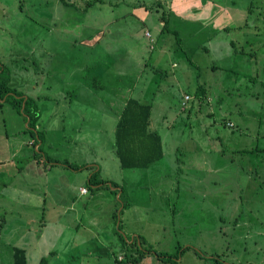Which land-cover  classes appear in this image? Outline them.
I'll use <instances>...</instances> for the list:
<instances>
[{
    "label": "rangeland",
    "instance_id": "374dc122",
    "mask_svg": "<svg viewBox=\"0 0 264 264\" xmlns=\"http://www.w3.org/2000/svg\"><path fill=\"white\" fill-rule=\"evenodd\" d=\"M0 63L44 134L0 106V264H264V0H0ZM128 99L147 169L115 153Z\"/></svg>",
    "mask_w": 264,
    "mask_h": 264
},
{
    "label": "trees",
    "instance_id": "16d2710c",
    "mask_svg": "<svg viewBox=\"0 0 264 264\" xmlns=\"http://www.w3.org/2000/svg\"><path fill=\"white\" fill-rule=\"evenodd\" d=\"M10 83L11 73L7 67L0 63V106L9 105L15 113L22 116L23 122L26 124L25 132L35 144L43 143L44 134L37 128L40 118L37 102L12 88ZM151 107V105L143 104L136 99H128L120 113L114 135L115 153L122 169H147L163 156L161 137L149 128ZM55 162L56 164L61 163L60 161ZM63 165L73 171L81 169L65 162ZM87 182L98 188L108 187L105 181L99 180L98 172H93ZM109 186L116 185L110 183ZM12 257L13 264H28L25 251L20 248H13ZM156 257L163 261L171 260L174 264H177L179 258L177 254L162 253H156ZM142 259H144V255L140 253L137 258H133V262L137 264ZM120 263L121 260L118 264ZM40 264H46V260L41 259ZM215 264L220 263L216 261Z\"/></svg>",
    "mask_w": 264,
    "mask_h": 264
},
{
    "label": "crops",
    "instance_id": "0c3cea01",
    "mask_svg": "<svg viewBox=\"0 0 264 264\" xmlns=\"http://www.w3.org/2000/svg\"><path fill=\"white\" fill-rule=\"evenodd\" d=\"M229 16H230V15H229V13H228V14H227V17H229ZM226 31H228L227 28H226ZM254 150H256V151H254L252 154H256V153L264 152V149H263L262 151H261V150L259 151L258 148H255ZM257 150H258V151H257ZM260 164H261L262 167L264 166V159H261ZM53 165H55V164L53 163ZM55 166H58V164H56ZM257 169L259 170V168L256 167V170H257ZM261 171H262L261 174L264 173V169H262ZM91 174H92V173H91ZM91 174H89V175L87 176V179L90 177ZM257 177L261 178L260 176H257ZM129 245H130V244H129ZM118 259L120 260L121 258L119 257ZM62 263H63V262H62ZM62 263H61V264H62ZM46 264H47V263H46ZM122 264H123V263H122Z\"/></svg>",
    "mask_w": 264,
    "mask_h": 264
},
{
    "label": "built area",
    "instance_id": "2783aa9c",
    "mask_svg": "<svg viewBox=\"0 0 264 264\" xmlns=\"http://www.w3.org/2000/svg\"><path fill=\"white\" fill-rule=\"evenodd\" d=\"M188 98H189L188 96H185V100H188ZM85 192H86L85 189H82V190H81V193H85Z\"/></svg>",
    "mask_w": 264,
    "mask_h": 264
}]
</instances>
